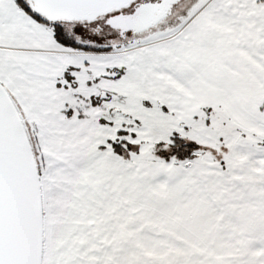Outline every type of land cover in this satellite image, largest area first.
Returning a JSON list of instances; mask_svg holds the SVG:
<instances>
[{
	"label": "snow or ice",
	"instance_id": "obj_1",
	"mask_svg": "<svg viewBox=\"0 0 264 264\" xmlns=\"http://www.w3.org/2000/svg\"><path fill=\"white\" fill-rule=\"evenodd\" d=\"M0 264H264V0H0Z\"/></svg>",
	"mask_w": 264,
	"mask_h": 264
}]
</instances>
